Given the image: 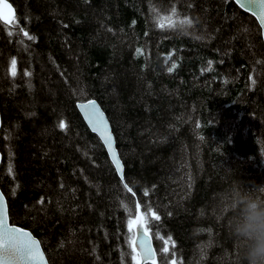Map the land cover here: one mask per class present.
<instances>
[{
	"label": "trees",
	"instance_id": "trees-1",
	"mask_svg": "<svg viewBox=\"0 0 264 264\" xmlns=\"http://www.w3.org/2000/svg\"><path fill=\"white\" fill-rule=\"evenodd\" d=\"M6 1L16 17L0 21V191L10 223L38 239L49 264H134L127 221L140 202L160 217L145 224L157 264H228L235 246L219 194L239 181L264 196L255 19L232 0ZM172 5L193 25L156 28L153 17ZM87 100L109 121L131 192L76 109Z\"/></svg>",
	"mask_w": 264,
	"mask_h": 264
},
{
	"label": "snow or ice",
	"instance_id": "snow-or-ice-1",
	"mask_svg": "<svg viewBox=\"0 0 264 264\" xmlns=\"http://www.w3.org/2000/svg\"><path fill=\"white\" fill-rule=\"evenodd\" d=\"M241 2L243 6L250 8L256 13L261 28L264 29V0H241ZM0 7L4 9V14L0 15V21L5 22L6 25L14 24L16 17L13 14L12 6L6 3L5 0H0ZM189 7H191V5H189ZM153 20L156 28L167 27L169 29H174L178 24L181 29H186L193 25V20L190 19L188 15L181 16L175 5H172L165 13H157V15L153 17ZM5 31L11 35V31L7 27L5 28ZM20 32L29 39H35L34 36H29L23 28L20 29ZM140 51L139 48L136 49L137 53ZM173 67H175V64H173ZM171 70V68L168 69V71ZM7 74L13 77L16 75V57L14 56L9 60ZM27 75L28 73L25 72V76ZM248 80L254 82L252 81L251 73H249ZM249 87H251V83L249 84ZM85 115L89 125L94 131L99 133L105 147H107L112 163L115 165L116 173L121 177V183L127 191L131 192L132 189L124 183L122 166L116 156L113 155L114 149L111 146V134L107 131V124L104 120L103 113H101L95 106V101L87 102V111ZM58 127L61 129L66 127L63 119L59 121ZM9 171L11 172L10 169ZM259 191L264 193V188H260ZM144 194L147 196L146 189L144 190ZM133 195H135V193H133ZM37 203H40V201H37ZM145 207L146 212L142 211V204L137 202L135 204L134 217L130 216L127 221L129 233L136 231L137 236L134 237V239L138 242L137 245L132 247L131 259L134 264H143V262L149 260L152 261V264H157L156 253L148 243V229L145 228V224L148 223L147 214H150L155 220H159L160 217L150 205ZM7 220L5 195L0 193V264H47L44 254L40 250L39 241L34 239L29 232L25 231V229L10 225ZM140 229L144 230L142 236L140 235ZM157 235L159 236V233H157ZM167 240H171V237H168ZM165 251H167V249H165ZM172 255L175 256V253L173 252ZM164 261H168L167 256L164 257Z\"/></svg>",
	"mask_w": 264,
	"mask_h": 264
},
{
	"label": "clouds",
	"instance_id": "clouds-1",
	"mask_svg": "<svg viewBox=\"0 0 264 264\" xmlns=\"http://www.w3.org/2000/svg\"><path fill=\"white\" fill-rule=\"evenodd\" d=\"M219 203L235 246L228 264H264V196L238 181L219 194Z\"/></svg>",
	"mask_w": 264,
	"mask_h": 264
},
{
	"label": "water",
	"instance_id": "water-1",
	"mask_svg": "<svg viewBox=\"0 0 264 264\" xmlns=\"http://www.w3.org/2000/svg\"><path fill=\"white\" fill-rule=\"evenodd\" d=\"M232 1H233L234 4H235L238 8H240L243 12L249 14L250 16H252V17L255 19V21L257 22V24H258V26H259V28H260V30H261V36H262V40H263V43H264V29L261 28L260 21H259V19L257 18L256 13L253 12L250 8L243 6L241 0H232ZM5 2L8 3V4H10V3L7 2L6 0H5ZM12 10H13V8H12ZM13 13H14V10H13ZM3 14H4V9H3L2 7H0V15H3ZM88 101H95V100H87V101L79 102V103L76 104V109H77L79 115L81 116L82 120L84 121L85 125L87 126V128H88L93 134H95V135L99 138V140L101 141L102 145H103L104 148H105V151H106V153H107V155H108L109 160H110L111 163H112V159H111V157H110V155H109L108 149H107V147H105V145H104V143H103V140L100 138L99 133L93 130V128L89 125L88 120L86 119V115H85V113H86V111H87V102H88ZM78 105H79V107H78ZM95 106L99 109V111H100L101 113H103L104 120H105V122H106V124H107V131H108V133L111 134V140H112V144H111V146H112V148L114 149L113 155L116 156V158L119 160V162H120V164H121V166H122V163H121V161H120V159H119V157H118V154H117V151H116V148H115V140H114V136H113L112 131H111V127H110L109 121H108V119L106 118V115L104 114L103 110L100 108V106L98 105V103H97L96 101H95ZM0 161H1V155H0ZM112 165H113V167H114V169H115V165H114L113 163H112ZM115 171H116V169H115ZM122 173H123V166H122ZM116 174H117V173H116ZM117 176L121 179L120 175L117 174ZM0 193H1V191H0ZM5 210H6V214H7V217H8L6 200H5ZM7 222H8L10 225H13V224L10 223L9 218H8ZM15 226H16V225H15ZM16 227H18V226H16ZM20 228H21V227H20ZM145 228H146V227H145ZM25 231L29 232V231L26 230V229H25ZM143 232H144V230H143V229H140V235H141V236L143 235ZM29 233H30V232H29ZM30 234H31V233H30ZM31 235H32V234H31ZM32 236H33V235H32ZM136 236H137L136 231H133L132 246L138 244L137 240L134 239V237H136ZM148 236H149L148 243H149V245L153 248L154 252L156 253L155 248H154V245H153V241H152V238H151V235H150L149 232H148ZM33 238L36 239V240L38 241V239L35 238L34 236H33ZM40 250H41V252L44 254V252H43V250H42V248H41V245H40ZM44 258H45V260L47 261L45 255H44ZM156 259H157V255H156ZM47 264H49L48 261H47ZM143 264H152V261L149 260V261L143 262Z\"/></svg>",
	"mask_w": 264,
	"mask_h": 264
}]
</instances>
